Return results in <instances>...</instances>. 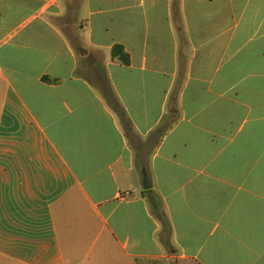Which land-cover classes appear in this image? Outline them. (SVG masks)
Masks as SVG:
<instances>
[{
    "label": "crops",
    "instance_id": "1",
    "mask_svg": "<svg viewBox=\"0 0 264 264\" xmlns=\"http://www.w3.org/2000/svg\"><path fill=\"white\" fill-rule=\"evenodd\" d=\"M0 264H264V0H0Z\"/></svg>",
    "mask_w": 264,
    "mask_h": 264
},
{
    "label": "water",
    "instance_id": "2",
    "mask_svg": "<svg viewBox=\"0 0 264 264\" xmlns=\"http://www.w3.org/2000/svg\"><path fill=\"white\" fill-rule=\"evenodd\" d=\"M150 187H151V185L149 183L147 174L145 172H143V174H142V188L144 190H148Z\"/></svg>",
    "mask_w": 264,
    "mask_h": 264
},
{
    "label": "trees",
    "instance_id": "3",
    "mask_svg": "<svg viewBox=\"0 0 264 264\" xmlns=\"http://www.w3.org/2000/svg\"><path fill=\"white\" fill-rule=\"evenodd\" d=\"M112 54H113V55H116V56H117V55H120V57H121V59H122L123 61H126V60H127L126 55L123 54L122 49L119 48V47H114L113 50H112Z\"/></svg>",
    "mask_w": 264,
    "mask_h": 264
}]
</instances>
